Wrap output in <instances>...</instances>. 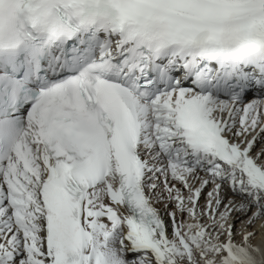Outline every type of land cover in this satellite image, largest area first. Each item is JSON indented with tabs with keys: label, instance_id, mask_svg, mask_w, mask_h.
I'll return each instance as SVG.
<instances>
[{
	"label": "snow or ice",
	"instance_id": "obj_1",
	"mask_svg": "<svg viewBox=\"0 0 264 264\" xmlns=\"http://www.w3.org/2000/svg\"><path fill=\"white\" fill-rule=\"evenodd\" d=\"M0 264H264V0H0Z\"/></svg>",
	"mask_w": 264,
	"mask_h": 264
},
{
	"label": "bare ground",
	"instance_id": "obj_2",
	"mask_svg": "<svg viewBox=\"0 0 264 264\" xmlns=\"http://www.w3.org/2000/svg\"><path fill=\"white\" fill-rule=\"evenodd\" d=\"M253 243H254V244H257V243H259V238H257V240H256V241H253Z\"/></svg>",
	"mask_w": 264,
	"mask_h": 264
}]
</instances>
